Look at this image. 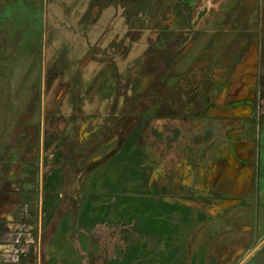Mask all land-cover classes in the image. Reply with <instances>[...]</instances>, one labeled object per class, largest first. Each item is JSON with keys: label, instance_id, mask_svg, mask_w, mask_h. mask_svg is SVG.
<instances>
[{"label": "rangeland", "instance_id": "374dc122", "mask_svg": "<svg viewBox=\"0 0 264 264\" xmlns=\"http://www.w3.org/2000/svg\"><path fill=\"white\" fill-rule=\"evenodd\" d=\"M141 1L0 0V264H116L135 245L138 259L165 257V233L140 232V215L116 196L136 187L119 179L125 164L111 169L142 115L150 124L140 140L141 186L171 203L188 204L187 195L195 214L213 211L184 185L201 186L209 131L224 139L232 123L224 110L198 117V106L208 98L223 105L227 97L211 85L218 69L232 71L235 55L251 52L250 68L245 55L237 72L264 75L262 15L256 0H194L192 27L172 0ZM162 112L174 117L151 119ZM234 112L244 117L250 108ZM52 171L54 203L44 212ZM92 191L110 209L86 229L80 210ZM200 229L201 243H222Z\"/></svg>", "mask_w": 264, "mask_h": 264}, {"label": "flooded vegetation", "instance_id": "af4514ba", "mask_svg": "<svg viewBox=\"0 0 264 264\" xmlns=\"http://www.w3.org/2000/svg\"><path fill=\"white\" fill-rule=\"evenodd\" d=\"M148 1L142 0L141 3L145 4ZM172 1L174 2L173 5H170L174 8L172 11L177 16L181 14L185 17L186 26L192 25L193 27V13L187 9L189 6L193 7L194 0ZM240 2L242 3V0ZM257 6L260 15H262L258 23L260 31L258 33L262 38V50L259 51V67L261 68L264 65V0H256ZM148 12L151 13L150 10ZM255 24L257 25L256 22ZM250 53V51L247 52L246 57L245 55L233 56L231 60L235 63L228 64L233 67V69L230 68L232 71L227 73L218 69V76L213 78L211 86L214 90L220 91L221 97H227L226 100L221 101L223 105L217 107V103L208 98V106L202 103L198 106V117L206 119L208 111L214 115L220 110H224L227 120L232 123L231 129L226 132L224 139L221 135H216L215 130L214 133L209 131V135L206 133L208 147H203L204 151L200 157L205 168L201 186L194 190L192 185H189L190 183L184 185L196 192L198 201L204 205H212L213 211L195 214L189 206L192 202L188 200L187 195L185 201H188L189 205L185 202L182 204L171 203L158 195L160 194L158 189L149 190L148 187L141 186V182L146 184L148 181L144 174L145 164H142L144 152L140 145V140L143 138L142 132L146 129V125L150 124H144L146 119L149 121L150 117L148 118L147 115H142L143 123L125 140L112 161L116 164H125L121 166L119 179L127 180L131 184L136 183V187L132 190L134 194L130 193L133 195H122L121 193L120 197L139 196L140 189H145L148 191L145 193L147 200H161L162 204L167 205L168 212L164 214V219L168 231L164 236L169 239V249L163 259L158 258L153 264H264V99H261L264 75L259 73L251 76L249 72L244 74L242 71L237 72L236 69V65H238L236 63L242 57L246 58L244 64L246 63L247 67L245 69L250 68ZM228 65H226L227 69ZM254 78L257 79L254 81ZM250 86H254L252 88L254 91L251 93ZM252 94L254 97L247 98ZM209 97L212 98L210 95ZM242 105L249 107L250 112L244 117H231V115H235L234 110ZM168 115L166 117L163 112L156 113L151 116V119L174 117L173 114ZM175 133L179 134L178 130H175ZM156 135L159 137L161 134L157 133ZM129 138L133 139L130 149L126 150L125 158L117 160V157L123 153L124 144ZM112 163L111 169H113ZM130 169L137 172L136 178L129 179ZM193 192L191 196L195 201L197 199ZM171 206H176L177 210H173ZM175 219L179 221H175ZM137 226L140 232L154 236L156 234L149 229H143L140 220L137 221ZM200 226L206 239L210 237H212L211 240L222 239V243H201L199 234L201 229L197 233ZM155 256L160 257L161 255ZM137 262L134 260V263Z\"/></svg>", "mask_w": 264, "mask_h": 264}, {"label": "trees", "instance_id": "16d2710c", "mask_svg": "<svg viewBox=\"0 0 264 264\" xmlns=\"http://www.w3.org/2000/svg\"><path fill=\"white\" fill-rule=\"evenodd\" d=\"M133 142L132 138H129V140L124 144V151L123 153L117 157V160L119 158L123 159L125 158V152L127 149H130L131 144ZM47 148L50 147L49 142L47 141ZM120 159V160H121ZM115 160V161H117ZM113 167H116V162L112 163ZM131 172L129 173V179H134L137 177V172L130 169ZM125 174L127 172L125 171ZM58 178V174L56 171H52L51 174L45 178V184H44V196H43V202H42V210L46 212L48 208L54 203V196H52V192L54 191L55 187L53 186L55 181ZM121 195L120 192L116 194V196ZM87 197L83 198L82 203V209L80 210V217H79V223L81 227H85L86 229H91L95 227V225L102 224L105 222L106 217L104 214L109 213L107 211L106 213L104 210L110 209L109 206L104 205V203L99 202L98 199H100L99 193H94L93 191L86 195ZM120 201H124L126 203V207L128 206H134L133 214L136 219V214L140 215L138 219L140 220V224L143 227V229H149L151 232H156L159 234H164L167 232V226H166V220L164 219V214L168 212L167 205L162 204L161 200H147L145 197V194H140L139 196H123L119 199ZM113 206V205H112ZM175 207V208H174ZM173 210H177L176 206H171ZM114 208H111V210H114ZM156 212V213H155ZM155 213V215H153ZM51 214H48V219H50ZM131 217V216H130ZM139 246H132L129 251L126 252L124 259L121 262H116V264H153L155 260H158L157 257H154V259H146V255L142 253V256L145 257V259H138L139 258ZM134 260H138L137 263H134Z\"/></svg>", "mask_w": 264, "mask_h": 264}]
</instances>
